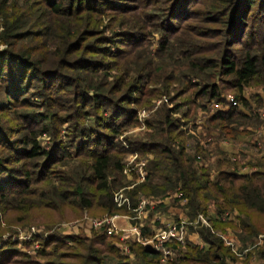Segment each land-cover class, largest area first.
I'll return each instance as SVG.
<instances>
[{
	"label": "trees",
	"instance_id": "16d2710c",
	"mask_svg": "<svg viewBox=\"0 0 264 264\" xmlns=\"http://www.w3.org/2000/svg\"><path fill=\"white\" fill-rule=\"evenodd\" d=\"M167 1L163 0L161 3L165 4ZM169 1L171 3H168L165 13L167 26L159 24L158 18H156V26L155 23L142 26L143 29L154 27L156 31L165 32L161 34V38L164 41V48L166 44V51L172 45L169 26L172 25L173 28L177 26L172 24L173 18L189 16L185 13L190 8L186 4L197 0ZM47 3L53 10V16L48 11L44 16L45 22L52 19V23L42 22L43 28L51 27V32L48 34L42 32L36 36L33 31L26 34V31L36 23L41 25V13H30V20L26 19L24 13L19 14L15 11L6 15V30H8L7 36L10 37L8 43L11 49L0 54V147H5L7 142L4 141L3 128L11 127L5 126L3 119L9 117L8 114H4L8 106L12 116L23 123L19 126V130L12 134L21 135L19 142L22 146L16 150L20 157L16 161L19 163L24 159L33 160L45 155L46 162L37 173L27 169L17 176L15 172L6 171V166H3L4 158L0 160V174L7 172L0 185V225L3 220L2 213L28 212L39 207L52 210L59 206L69 207L76 215L85 212L92 215L93 211L98 212L95 215L100 216L134 214L126 206L119 208L116 205L114 193L128 184L125 183L124 175V154L127 151L117 145L119 128L128 121H136V110L133 108L126 110L125 121H117V117H111L104 128L107 132H98L92 136L88 129L84 128V132H81L84 137L79 138L84 141V151L80 150L75 155L79 162L75 164L70 174L64 173L58 176V180H54L51 178L54 173L48 170L61 160L55 159L51 152L45 151L41 146L40 138L49 133L51 124L44 122L40 127V117L46 116L44 121L51 119L54 125L57 117L61 118V116H57L56 113L42 116L36 112L35 105L27 100L22 101L25 96L17 101L19 95L29 93L38 87L49 91L48 96H51L54 73L62 75L68 70L78 73L75 78L80 83L73 84L74 80L65 81V77L57 75L62 78L59 84H68L74 88L77 86L82 90L80 93H74L73 97L77 96L76 99L81 103L83 110L86 111L91 104L97 107L105 100L102 94L108 92L106 86L108 82L104 83L102 79L95 80L84 75L98 74L101 69L111 70L112 67H119L122 59L125 55H130L131 51L114 50L122 43L117 42L116 38L120 37L119 39L125 42L134 38V34L116 30L114 36H108L106 31L111 29L112 24L105 22V31L100 28L106 7L92 6L85 0H76V8L73 7V10H69L64 0H47ZM203 4L208 6V12L202 18L203 22L221 25L220 30H210L214 37L222 39L223 49L220 48V56L193 58L190 54L191 50L184 53L185 49H182L180 52L183 58L177 64L179 68L174 69L173 72H170L169 68H162L159 74L156 76L151 74L147 80L156 84L161 75L163 83L177 82L183 79L185 73L196 74L202 82L194 83L193 88L197 90L185 102L192 105L198 100L200 102L216 100L225 103L228 94L224 93L232 91L238 105H231L226 111L217 110L207 118L208 123L220 136L230 139H236L240 135H251L248 126H241L247 120V114L239 110L238 106L242 104L247 108L251 107L245 95L248 87L264 86V33L260 29L261 26L257 29L259 25H264V0H204ZM118 7L123 8V6L116 7L117 10L122 11ZM147 8V4L143 3L139 9H135V12L140 17L145 16ZM154 8L160 12L165 10L162 4H157ZM254 8L256 10H253ZM27 14L29 12H26ZM33 19L35 22L31 24L30 21ZM249 25L253 26L252 30L250 27L248 29ZM115 26L121 28V22H116L113 28ZM189 29L186 26L183 35L187 34L186 30L191 34L196 33V30ZM86 31H90L91 34L86 40L80 39L82 36L85 37ZM49 35H54L52 47L56 51L44 55L42 51L45 48L40 46L42 42H38V39ZM150 35L153 33L146 31L142 36ZM76 40L79 42L74 45L73 41ZM235 45H238V48H234ZM93 54L115 58L118 61L114 64L101 63L104 59H95L90 56ZM167 86H164L166 91L169 90ZM136 88L139 89L133 91L139 92L140 87ZM184 90L190 92L189 89ZM258 99L261 100L260 97ZM129 101L127 102L129 104H139V99L134 100L132 95L129 96ZM179 108V105H176L174 110L169 111V116L165 115L162 119L149 123L150 142L141 144L140 153L142 157L147 155L148 158L145 167L147 178L143 183L127 190L132 207H137L145 198L159 201L178 192L182 194L181 197H175L170 204L160 200L151 211L173 213L176 221H179L182 219L181 212L191 220L201 213L209 216V206L213 204L214 213L209 217L214 231L204 225L191 226L188 237L191 243L180 249L182 257L178 261L168 264H264V244L254 247L245 258L241 259L225 245L218 234L219 230L233 229L241 243L240 249L244 250L259 234L264 233V153L244 163L237 155H234L235 159H233L234 156L220 150L216 164L208 165L202 162L201 158L207 157L208 154L206 149L197 145L195 150L190 151L189 141L193 137L186 135L184 130L177 131L178 121L171 117L179 111ZM189 108L188 117L193 116V109ZM27 109L31 110L25 111ZM176 142V146L173 145ZM148 153L151 154L150 157ZM71 155L72 153L65 148L63 156L68 158ZM243 167H247L248 170L241 171ZM182 199H188V202L183 204ZM226 212L234 214L235 219L223 220L222 215ZM110 229L111 226L106 225L90 233L82 229L78 233L69 235H51L49 239L42 241V248L36 256L45 259L44 264H161L158 253L133 239L130 241L131 254H124L117 245L120 235L114 232L110 234ZM143 230L146 235L153 234L147 227ZM199 238L205 244L203 248L195 244ZM19 253L25 255L17 245L4 246L0 249V264H29L17 259ZM255 255L257 260L252 262Z\"/></svg>",
	"mask_w": 264,
	"mask_h": 264
},
{
	"label": "rangeland",
	"instance_id": "374dc122",
	"mask_svg": "<svg viewBox=\"0 0 264 264\" xmlns=\"http://www.w3.org/2000/svg\"><path fill=\"white\" fill-rule=\"evenodd\" d=\"M64 1L69 10H73V7L76 8V0ZM161 1L163 0H85V2L92 6L107 8L105 9V15L102 17L100 28L105 31L104 23L112 24L111 29L106 31L108 36H114L116 30H122V33L131 32L134 34V38L127 39L125 42L119 39L120 37L116 38L117 42L122 43H120L117 49L114 50L122 49L131 51L130 55H125L119 67H112L113 69L111 70L101 69L98 74L88 73L84 75L88 78L92 77L95 80L102 79L104 83L108 82V85H106L108 86V92L102 94L105 96V100L103 99V103L101 102L97 107H95L94 104H91L86 111L83 110L81 103L76 99L77 96L75 95V97H73L74 93H80L82 90L77 86L74 88L70 87L68 84H59L62 79L61 77H65V81H68V79L74 80L73 84L76 85L77 83H80L75 78L78 76V73L70 72L68 70H65L62 75H60L61 73H54L52 79L54 86L50 90L51 96H48L49 91H45L43 88L39 87L33 89L29 93H24L23 95L21 94L18 96L17 101L25 96L22 101L27 100L32 105H35L36 112L42 116L43 114L45 115L48 113H56L57 116H61V118L57 117V122L54 125L51 119L44 121L46 116L40 117V127L43 126L44 122L51 124L49 133H46L40 138L41 146L45 151L51 152L55 159L61 160L48 170L50 173H54V175H51V178L54 180H58V176L64 175V173L70 174L71 170L75 167V164L79 162V159H77L75 155L78 151L83 150L84 148V141L79 139L84 137V135L81 134V132H84V128L88 129L89 134H92V136L98 132H107L104 128L108 125V120L112 119L111 117H117V121H125V111H129L130 108L136 110V121L131 120L128 121V123L122 124L119 128L120 133L117 136V145L127 151V153L124 154V168L127 167L129 159L134 157L135 154L138 155V160L143 159L148 162L147 155L142 157L140 153L142 150L141 144L150 142L148 139V136L151 133L149 123L162 119L165 115L169 116V111L174 110L176 105H179V111L175 112L171 117L178 121L179 129L177 131L181 132V130H184L186 135H191L193 137L189 141L190 151L195 150L197 145L206 149L208 154L207 157L201 158L202 162H205L208 165L216 164V160L220 155V150L228 152L227 154L230 156L237 155L240 158L239 160H243L244 163H246L247 160H254L264 153V143L262 146H258L257 144L255 145V142L253 141L256 132L258 130H264V118L262 116L264 113V86L248 87L245 91V95L249 99L251 107L247 108L244 105L242 106V104L238 106L239 110H243V112L247 114V120L243 119L245 121L241 126H248L251 130L249 131L251 132V135H240L236 139H230L223 137L222 135L220 136L218 131L211 128L207 120L208 117L217 112L213 104L218 101L214 100L206 102L205 100H202L200 102L198 100L195 105L185 103L188 97L193 95L197 90L193 88L194 83L198 82L197 84H200L202 82L201 78L196 74L188 72L183 75V79L180 81H169L167 83L162 82L163 79L160 75L159 81H157L156 84L149 83L147 80L149 75L155 74L156 76V74L161 72L160 70L162 68H169L170 72L179 68L177 64L182 61L183 55L180 52L182 49H185L184 53L186 51L188 53V50H191L190 54L193 55V58L199 57L202 59L219 57L221 54L220 48L223 49V47H221L223 44L221 43L222 39L220 37H214L210 32L211 29L220 30L221 25H210L207 22H203L202 18L205 13L208 12V6L203 4L204 0H197L186 4V6L188 5L190 7L188 11L185 12L189 16H185V18H183V16L173 18L172 24L177 26H174V28L172 25L169 26L171 30L169 37L171 38L172 45L166 51V44L164 48V41L161 38V34L165 32L161 30L156 31L154 27L146 29L142 28V26H145L147 23H155L156 26V18L159 19V24L168 25L167 22H165V17L167 16L165 13L167 11L166 8L171 2L168 0L164 4L161 3ZM143 3L147 4L148 8L145 11L146 15L140 17L138 13L135 12V9H139ZM157 4H162V8L165 10L162 12L157 11V9L154 8ZM117 5L123 6V8L118 7L122 11L117 10ZM253 10H256V8ZM13 11L19 14L24 13L27 20H30V13L42 14V17L40 18L41 25L36 23L30 30L26 31V34L29 31H33L34 34L38 36L42 32H46V34L51 32V27L43 28V24L52 23V19L47 22H45L44 19L47 11L51 12L53 16L52 6L47 3V0H0V54L11 49L8 43L10 37L7 36L8 30H6V15L8 16V13H12ZM26 12H29V14L26 15ZM118 21L121 22V28L116 26L113 28V25ZM34 22L35 19L30 21L31 24H34ZM42 22L44 23L42 24ZM109 26L110 25H108V28ZM186 26L190 28L189 30H196V33L191 34L186 30L187 34L190 36L187 34L183 35V30ZM249 27L252 30L253 26L249 25L248 29ZM259 27L262 33H264V25H259L257 29ZM146 31L153 33V35L146 37L142 36ZM197 32L199 35H197ZM84 34L85 37L82 36L80 39L86 40L91 32L86 31ZM175 35L177 36L174 37ZM53 37L54 35H49L46 38L38 39V42H42L40 46L45 48L43 49L42 54L46 55L50 52L56 51L52 47ZM78 42L79 40L73 41V44L76 45ZM237 46L238 45H235L234 48H238ZM90 56L98 60L104 59L101 63L110 62L114 64L118 61V59L105 58L98 54ZM57 75H60L61 77ZM176 75H178L177 72ZM165 85H168V91L165 90ZM137 86L140 87V91L134 92L133 90L139 89L136 88ZM184 89H189L190 92ZM224 94H228L227 97H235V94L232 91H226ZM130 95H132L134 100L139 99L138 105L127 103L130 102ZM257 95L261 98L260 101ZM203 103L205 105H203ZM223 104L225 105L226 102ZM230 106L231 104L229 107ZM189 107L193 109V116L190 117L187 116V113L190 112ZM30 110L31 109H27L25 111ZM10 112L11 109H8V106H6L4 114H8L9 117H4L3 119L5 126L7 125L11 127L10 129L3 128L4 141L7 142L5 143V147H0V160L4 158L3 166H6V171L10 170L15 172V175L17 176H20L22 171L27 169L37 173L45 165L46 156L43 155L42 157L33 160L24 159L19 163L16 161L20 157L16 150L17 148L20 149L22 146L19 142L21 135L12 134L17 132L19 126L23 123L20 120H16ZM176 144L177 142L173 143L175 146ZM10 147L11 149H9ZM64 147L68 152L72 153L71 157L65 158L63 156ZM83 154H85V152H83ZM150 156L151 154L148 153V157ZM137 159L135 161H137ZM214 168L215 167H213V169ZM6 175L7 172L0 174V185ZM133 175V179H128L125 175L126 184L134 182L136 175ZM126 186L117 189L115 193ZM125 193H127V190ZM160 200L165 201V199ZM86 214L88 213L85 212V214L79 213L76 215L73 212V209L63 206H59V208L55 210L46 207H39L38 209L28 212L10 211L7 214L2 213L1 218L3 220L0 225V238L5 239L9 235L17 233L18 229L25 230L31 226L43 228L45 230L44 232H51L52 235L63 236L59 231L61 225L82 220L86 217ZM95 214H98V212L93 211L92 215H88L94 218L103 217ZM151 214L152 217L161 216L165 219V212L152 213L151 211L149 217L152 219ZM233 236H237L235 232H233ZM17 259L20 261H26L25 263L29 264H44V262H46L43 258H38L37 256L27 257L21 253L18 254Z\"/></svg>",
	"mask_w": 264,
	"mask_h": 264
},
{
	"label": "built area",
	"instance_id": "2783aa9c",
	"mask_svg": "<svg viewBox=\"0 0 264 264\" xmlns=\"http://www.w3.org/2000/svg\"><path fill=\"white\" fill-rule=\"evenodd\" d=\"M226 104L221 102L213 104L217 110L226 111L229 109V105H238L235 97L229 96L225 99ZM221 103V104H220ZM264 118V113L262 114ZM264 140V130L257 131L255 141L258 146H262ZM137 154L129 159L127 167L124 168V174L130 179L135 178L131 186L125 187L118 192L114 193V201L116 205L121 207H127L130 212L128 214H114L104 215L100 218H94L86 214L82 220H77L73 223H65L61 225L59 231L64 235L78 233L84 229L87 233L92 230L99 229L103 226H111L110 234L113 232L120 235V241L118 242L119 249L124 254H131L130 241L133 239L138 243L142 244L151 251L158 253L159 261L161 264H168L176 262L182 257L180 252L181 248H185L188 245L189 228L191 225L201 223L204 226L210 227L211 222L205 217L204 214H199L195 219L182 218L179 221H166L161 216L154 217V223L160 225L156 228L153 235L149 236L144 233L143 228L145 227L144 219L148 214L147 207L151 204L148 199L141 200L137 207H132L131 199L125 193L127 189L133 188L136 184L146 181V160L137 159ZM137 159V161H135ZM235 159V157H233ZM135 161V162H134ZM188 199H184L187 202ZM127 219L129 221L128 226L120 224L121 220ZM223 220L235 219L234 214L226 212L222 215ZM213 230V228H212ZM43 228L37 226H31L25 230L18 229L17 233L9 235L5 239L0 238V249L4 246L13 244L17 245L27 257L36 256L37 252L42 248V241L49 239L52 235L51 232H44ZM214 231V230H213ZM225 242V245L229 246L233 252L241 259L245 258L254 247H258L264 244V233L257 236L254 242L250 243L247 248L241 250V243L237 237L228 235L225 233H218ZM204 247V244L201 245Z\"/></svg>",
	"mask_w": 264,
	"mask_h": 264
},
{
	"label": "crops",
	"instance_id": "0c3cea01",
	"mask_svg": "<svg viewBox=\"0 0 264 264\" xmlns=\"http://www.w3.org/2000/svg\"><path fill=\"white\" fill-rule=\"evenodd\" d=\"M264 142V140L262 141V143ZM248 169H247V167H243V168H241V171H247ZM128 177V176H127ZM128 179H130V177H128ZM143 183V182H142ZM133 184V182L132 183H128L127 185L128 186H131ZM139 184H141V183H138V184H136L135 186H137V185H139ZM128 186H126V187H128ZM134 186V187H135ZM133 187V188H134ZM132 189V188H131ZM131 189H127V190H131ZM182 196V194H180V193H178V192H175L173 195H171L170 197H167L166 199H165V203H167V204H170L173 200H174V198L175 197H181ZM145 199H148V200H150L151 201V204L147 207V211H148V214L145 216V219H144V223H145V227H147L148 229H150V231H152L153 232V234L155 233V231H156V228L158 227V224H155L154 223V216L152 217V214H151V217H152V219L149 217V214H150V212H151V210L156 206V204L160 201H158V200H156V199H153V198H145ZM144 200V199H143ZM187 202H188V200H187ZM187 202H185L184 201V199H182V203L183 204H186ZM214 213V207H213V204H211V206H209V216L211 215V214H213ZM237 212H235V214H236ZM124 215V214H123ZM156 215V214H155ZM205 215V214H204ZM180 216H181V218H188V217H186L185 215H184V213L183 212H181L180 213ZM208 215H205V217L210 221V217H209ZM165 220L166 221H176L177 219H176V216L173 214V213H169V212H166L165 213ZM211 222V221H210ZM120 224L121 225H123V226H128L129 225V221L127 220V219H123V220H121V222H120ZM198 225H202L201 223H196V224H194V225H191V226H194V227H196V226H198ZM191 226H190V228H191ZM190 228H189V236H190ZM233 232H234V230L233 229H231V228H227V230L226 231H222V230H219V232L218 233H225V234H228V235H232L233 236ZM152 234V235H153ZM188 236V237H189ZM235 237H237V236H235ZM191 242H190V240H188V244H190ZM195 244H198V245H200V247H201V245L202 244H204L202 241H201V239L199 238V239H197L196 240V242H195ZM204 246H205V244H204ZM256 260H257V256L255 255L253 258H252V262H256ZM239 264H241V263H239Z\"/></svg>",
	"mask_w": 264,
	"mask_h": 264
},
{
	"label": "water",
	"instance_id": "95a60500",
	"mask_svg": "<svg viewBox=\"0 0 264 264\" xmlns=\"http://www.w3.org/2000/svg\"><path fill=\"white\" fill-rule=\"evenodd\" d=\"M149 249V248H148ZM150 250V249H149Z\"/></svg>",
	"mask_w": 264,
	"mask_h": 264
}]
</instances>
